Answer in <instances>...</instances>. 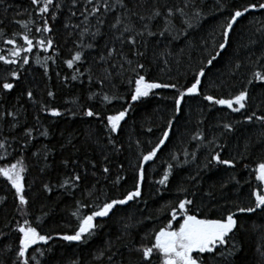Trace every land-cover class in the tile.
<instances>
[{
  "label": "snow or ice",
  "instance_id": "obj_1",
  "mask_svg": "<svg viewBox=\"0 0 264 264\" xmlns=\"http://www.w3.org/2000/svg\"><path fill=\"white\" fill-rule=\"evenodd\" d=\"M4 4L5 0H0V6ZM31 4L38 6L40 21L37 23L33 20L31 25L41 36L36 39L32 35L30 22L17 21L23 31L13 32L4 39V43L12 47L6 55L0 54V62L15 67L5 69V74L0 76V97L7 96L20 86L23 73L27 71L24 66L30 64L28 54L37 46L45 51L54 50V55L43 60L37 56L35 60L43 68L44 76L51 80L47 62L51 60L55 63L60 55L59 50L54 48L56 42L53 38L57 21L61 22L72 44L69 58L63 60L72 72L70 76L62 77V83L68 86L73 81L83 84L86 80L89 87L83 102L79 96L70 101L72 108L65 107L62 110L55 103L57 93L47 86L40 98L36 90L25 86L17 97V104L10 109L0 108V161L11 155L9 149L13 144L18 146L20 152L15 162L0 164V178H4L10 190H14V208L20 218L15 220L14 228L0 231V257H3L0 264H60L54 249L42 245H49L55 238L68 243L87 244L108 227L107 221L112 220L118 211L122 214L115 221L118 225L116 231H109L107 239L90 253L91 264H264V223H253L250 229H245L241 223L244 214L259 212L264 216V159L251 170L255 172V179L260 186L251 191L248 202L245 204L239 198L232 201L231 207L218 218H210L195 206L196 193L192 190L202 182L203 174L213 168L224 166L235 170L237 164H243L247 158L245 153H250L252 149L264 153V100L255 108L252 106V92L257 88L264 90V19L253 17L239 33L236 32L237 25L246 15L257 10L264 15V2L248 0L239 5L236 0H231V3L229 0H208L207 3L205 0H31ZM216 13L222 19L218 17L215 26L197 39L196 33L204 28L209 15ZM45 33L48 35L45 36ZM5 35L4 30L0 29V38ZM17 36L23 43L17 41ZM179 38H183L184 47L176 49L171 42ZM160 44L164 46L160 47ZM197 50L200 55L196 66L191 69L193 75L190 84L179 86V82H172L171 77L169 82L152 78L151 66L154 65L160 72L170 73L173 64L177 67L182 65L185 55L192 60V54ZM2 52L3 49H0ZM225 54L228 79H222L219 85L211 81L210 86L227 85L232 91L227 96L204 94L203 81ZM246 63L260 67L238 81L237 87V83L231 81ZM56 76L60 77L61 73L57 72ZM121 85L127 86L128 90L124 94H120ZM93 86L97 90L93 91ZM162 88L174 89L176 92L172 116L166 120L155 141H146L150 147L146 151L141 149L134 166L131 189L119 192L116 196L110 195L99 187L102 182L105 185L110 183L112 190L119 191L122 181L127 179L120 174L124 171L123 164L118 166L114 178L112 171V157L124 151L123 142L117 139L123 123L127 122L126 118L135 104L142 103L145 98L155 95L154 90ZM196 96H202L210 106L226 107L232 113L240 114L242 119H222L216 125L220 131L206 143L205 133L198 129L191 135V141L197 142L195 150L189 152L183 148V159L179 152L172 151L169 158L162 161L165 166L160 178L153 181L154 191L149 193L151 199L169 189L171 178L177 170L198 160L197 152L201 147L208 148L204 162L196 163L195 170L178 181L176 192L183 198L175 202L167 201L157 209L161 214L170 213L167 223L145 232L137 240L134 233L138 232L140 226L145 221L151 222L160 217L148 215L138 219L136 212H124L123 206L139 202L147 208L148 200L144 198L146 165L159 158L158 154L170 140L175 122L183 112L186 97ZM24 97L35 110L31 122L28 120V109L20 102ZM97 100L103 107L102 111H97L90 103ZM113 101H121L126 106L108 111ZM41 114L50 118L80 116L97 120L104 130L103 143L99 131L91 125L82 143L99 148L101 160L97 162L93 159L81 165L78 159L62 158L60 165L66 172L55 182L49 177L27 183L29 166L25 162V154L31 153L38 174L47 177L54 165L52 157L57 151L49 144L40 143L37 146L34 143L39 137L48 138L56 134L51 124L43 122ZM8 117L11 119L8 120ZM198 123H203V120ZM242 124L256 126L257 130L245 138L243 153L225 157L230 135ZM147 131L151 133L153 129L148 128ZM60 137L63 141L61 149L72 147L76 152L80 151L76 147L78 138L74 133L61 131ZM220 139L224 143H220ZM135 143L138 149L141 148L139 140ZM243 168L249 169L250 166L243 164ZM233 182L236 186L240 185L235 174L220 184L221 190ZM207 195L211 197L212 192L209 191ZM66 196L73 200L70 215L75 219V224L69 223L65 226L67 231L56 232L55 236L42 233L39 225L59 207ZM6 200V196H0V204ZM37 201H40V215L34 216L32 205ZM242 229L258 235L256 256L251 262L239 255L242 242L236 239V233ZM9 232L17 234L18 243H2L9 238ZM70 264H84V261L76 258Z\"/></svg>",
  "mask_w": 264,
  "mask_h": 264
},
{
  "label": "trees",
  "instance_id": "obj_2",
  "mask_svg": "<svg viewBox=\"0 0 264 264\" xmlns=\"http://www.w3.org/2000/svg\"><path fill=\"white\" fill-rule=\"evenodd\" d=\"M207 3L208 0H205ZM248 0H236V3L239 5L247 3ZM264 2V0H261ZM231 3V0H229ZM7 8V11H5ZM227 15V12L224 13ZM219 14L209 15L207 22L204 25V28L199 30L196 33V38L199 39L200 36L205 35L208 30H210L217 23V18ZM255 17L257 20L264 19V15L260 11H256L246 15L242 18L239 24L236 27V32L239 33L249 21ZM222 19V17H219ZM37 21L39 23L38 15V6L31 4V0H5V4L0 6V29H3L5 32V37L0 38V49H3V52L0 54H7V50L11 48V45L4 43V39L11 36L13 32H21L23 29L20 24L16 23L17 21H28L32 27V35L39 39L41 34L35 32V26L31 25V21ZM217 34H219V29H217ZM45 36L48 34L45 33ZM53 38L55 40L54 48L59 50L60 55L56 58V62L53 63L49 60L47 63L50 66L49 75L51 80H48L44 76V70L39 65L35 63L37 56L43 60L45 57L54 55V50L49 49L45 51L39 46L33 49L32 53H29L30 64L25 65L24 68L27 69L23 73L22 81L20 86L15 88L7 96L0 97V108L10 109L13 105L17 104V97L19 96L21 90L25 87H32L37 92L38 98L43 96L45 88L51 89L57 93L55 103L62 108L65 107L72 108L73 105L70 101L79 96L81 102L86 99L88 84L87 81L83 84L80 81H73L70 85L65 86L62 83V77L64 75H71L72 70L67 69L66 65L63 63L64 59L69 58V49L72 48L70 39L67 37L65 30L63 29L61 22L57 21L54 27ZM17 41L23 43L22 39L17 36ZM235 39V37H234ZM163 40V38H161ZM35 42V41H34ZM102 43V41H100ZM167 43V41H165ZM153 45H155V40H153ZM171 45L176 48L184 47L183 38L176 39L171 42ZM164 44H160V47H163ZM95 51V50H92ZM231 51V49H229ZM257 51V55H258ZM199 51H194L192 60L187 58V55L183 57V64L177 67L175 64L171 66V72H160L154 65L151 66L152 78L158 79L161 82H169V77H171L172 82H179V86H184L191 83V77L193 75L192 68L196 66L197 60L199 58ZM243 56L244 53L242 52ZM227 63V54L223 59H220L215 68H212L208 73V78L203 81L202 91L204 94L212 95H225L227 96L232 89L227 85L222 87H211L210 82L215 81L217 85L220 84V81L228 79V73L226 68ZM15 66L4 65L0 62V76L5 74V69H9ZM260 65L253 67L252 65L245 64L243 68L236 74V77L233 78L231 82L237 83L242 81L246 76H250L251 72L256 68H259ZM60 72L61 76L57 77L56 73ZM11 82V81H10ZM237 83V87H238ZM93 91L97 90L96 86H93ZM126 85L120 86V94H124L127 91ZM155 95L145 98L142 103H137L134 105L133 110L129 113V116L126 118L127 122L123 123L122 131L119 133L117 139L124 144V151L119 155H114L112 157V171L113 178L118 172V166L123 164L124 171L120 173L127 177L125 181H122L119 191H114L111 189L110 183L105 185L103 182L99 187L103 188L105 191H108L110 195L116 196L119 195V192L130 190L133 185V175H134V166L137 164V157L141 151L147 150L150 146L146 143L148 140L155 141L165 125L167 119L172 116L173 111V96L176 94L174 89L162 88L154 90ZM252 106L255 108L256 105L260 104L264 100V90L257 88L252 92ZM69 101V103H65ZM24 106L28 109V120L31 122L32 114L34 113V108L29 102H27L26 97L21 101ZM97 111H102L103 107L100 105L99 101L90 102ZM123 102L113 101V104L108 107V111H114L124 107ZM258 114H260L258 112ZM43 122L45 124H51L52 130L56 133L48 138L39 137L38 141L34 142L39 146L40 143L49 144L50 147L57 149L56 154L52 157L54 165L48 171V176H42L38 174V170L34 167V160L31 157V153L28 152L25 154V162L29 166V172L26 176V182L31 183L34 179H48L49 177L53 182L57 180L58 177L65 174L66 170L60 165V160L62 158L71 157L73 160L79 161L81 165H86L90 160L95 159L97 162L101 160L99 153V148L95 145L88 146L83 144L85 139V133L91 125L94 129H97L100 134L101 143L104 141V130L100 127L99 122L92 118L80 117L75 118L66 116L63 118H50L46 114H41ZM8 120L11 118L8 117ZM222 119L228 120H241L242 117L238 113H232L229 109L223 106H210L206 101L202 99V96L196 97H186V102L183 105V112L178 117V121L175 122L174 132L171 135L170 140L167 142L166 146L158 154L159 158L155 160L154 163L150 162L146 165L147 169V179L144 185V198L148 200V206L145 208L144 204L139 202H130L128 206H123L124 212H136L137 218L142 219L143 216L153 215L159 216L160 218L154 221H145L142 226L138 229V232L134 233L137 240L145 232L150 231L153 228H159L167 223V220L170 218L169 212H164L163 214L159 213L157 209L160 208L161 204L166 203L167 201H177L182 199L183 196L176 192V185L178 181L187 176L190 172H193L196 168V163L202 164L204 162V157L208 154L207 147H201L197 152L198 160L191 164L186 165L182 169L176 171L175 175L171 178V183L169 189L161 193L159 197L155 199L149 198V193L154 191L153 181L160 178V174L163 171L165 165L162 164V161L169 158V154L172 151L179 152L180 158L183 159L182 150L187 148L189 152L196 149L197 142L191 141V135L194 134L198 129L202 130L205 133L206 141L211 140L213 135L218 134L220 129L216 127L217 124L221 123ZM203 120V123H198ZM148 128H152L153 131L149 133ZM256 126L242 124L238 126L237 131L234 134L230 135V138L227 141V148L224 152L225 157H235L237 153H243L245 138L251 133L256 132ZM64 131L65 133H74L78 138L76 141V147L80 148L79 152H76L72 147H66L64 149L60 148V144L63 142L60 137V132ZM141 142V148H137L136 141ZM181 140L183 143H181ZM220 143H224L223 139H220ZM130 145V146H129ZM13 149H16L13 151ZM34 151V149H32ZM11 155L5 160L0 161V164L15 162V159L19 157L20 152L16 144L12 145V148L9 149ZM247 158L243 161V164H248L249 169H244L243 164H237L235 170L228 169L224 166H219L213 168L211 171L204 173L202 177V182L192 190L195 191L196 195L195 206L202 209L203 213L208 215L210 218H218L221 213H226L228 208L231 207V203L238 198L243 201L245 204L248 202L250 193L253 189H256L260 186V183L255 179V172L251 171L256 167V165L264 159V153H261L258 149H252L250 153H245ZM251 172V174H249ZM235 174L237 179L240 180V185L236 186L235 182L228 185L226 189L221 190L220 184L226 181L230 175ZM247 181V183H245ZM215 187H212V186ZM10 186L4 180L0 178V196H6L7 200L4 204H0V231H9L15 227V220L20 219L15 212L14 208V198ZM211 191L212 196H208L207 193ZM79 197V193H77ZM214 197V198H213ZM56 198V195H53V199ZM254 199V198H252ZM73 200L71 197H64L63 202L56 208V210L48 217L44 219V222L39 225L42 233H51L55 236L56 232L67 231L65 227L69 223L75 224V219L71 217L70 212L72 209ZM227 205V207H225ZM40 201H37L32 205L34 210V216L40 215L39 212ZM140 210V211H138ZM234 210V209H232ZM86 211V210H85ZM142 211V215H141ZM122 213L117 212V215L108 220V227L104 228L100 234L92 239H90L87 244H77L75 242L68 243L55 238L49 242V245H42V247H52L54 249V255L57 260L60 261V264H70V262L76 258H81L84 261V264H91L90 253H93L97 247H99L102 242L107 239V233L109 231L115 232L118 225L115 223L117 218ZM241 223L244 225L245 229H250L253 223L260 224L264 223V216L257 212L256 214H244L241 217ZM5 225L8 227L6 228ZM35 226V221H34ZM178 226V224L176 225ZM17 234L15 232H9V238L3 240V244L8 243H18ZM236 239L242 242V250L240 252V258L245 259L251 262L256 256V244L258 243V235L251 231H244L243 229L240 232L236 233ZM3 259V257H0ZM158 264V262H157Z\"/></svg>",
  "mask_w": 264,
  "mask_h": 264
}]
</instances>
